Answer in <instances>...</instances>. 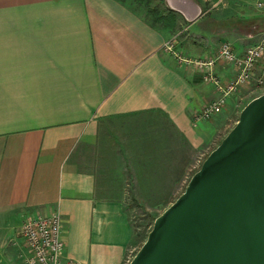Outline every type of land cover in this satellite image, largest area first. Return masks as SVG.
Segmentation results:
<instances>
[{"label": "crops", "instance_id": "0c3cea01", "mask_svg": "<svg viewBox=\"0 0 264 264\" xmlns=\"http://www.w3.org/2000/svg\"><path fill=\"white\" fill-rule=\"evenodd\" d=\"M223 1L161 0V20L151 22L122 0H0V264L21 260L26 217L54 212L63 262L128 263L134 233L120 176L136 174L140 159L144 173L159 154L157 162L179 160L186 140L195 148L219 132L218 114L193 120L213 86L164 45L185 28L176 52L214 54L218 31L198 21ZM236 1L244 0L223 2V12L251 29L264 23L257 0L247 17ZM215 71L235 74L222 62Z\"/></svg>", "mask_w": 264, "mask_h": 264}, {"label": "water", "instance_id": "95a60500", "mask_svg": "<svg viewBox=\"0 0 264 264\" xmlns=\"http://www.w3.org/2000/svg\"><path fill=\"white\" fill-rule=\"evenodd\" d=\"M127 264H264V93L244 105Z\"/></svg>", "mask_w": 264, "mask_h": 264}, {"label": "rangeland", "instance_id": "374dc122", "mask_svg": "<svg viewBox=\"0 0 264 264\" xmlns=\"http://www.w3.org/2000/svg\"><path fill=\"white\" fill-rule=\"evenodd\" d=\"M122 1L133 7L135 10L141 13V15L149 18L151 22H157V20L161 18V12L165 10L161 0ZM223 2L227 3L228 0H224ZM223 2L220 5L218 11L220 13L216 12L214 16L212 14H205L198 21L201 27H205L212 32L218 31V36L215 40H213L214 43H218L217 45L219 46L221 42L227 41L236 49V47L234 46L235 41L248 43L245 45L248 46L264 39V23L253 26V28L251 29V25L249 26V23L245 21L247 19L238 20L234 17L235 14L232 13V11L223 12ZM230 4L235 9L240 8L241 10L250 11H245L244 17L252 14L251 11H255L251 7L253 6L251 0L250 4L247 3V0H244L243 2H230ZM259 13L262 14L261 12ZM215 18H218L221 21H213ZM257 30L259 31V33L255 34V31ZM184 32H186V29L182 28L181 33L173 34L175 36L170 37L168 40L171 41V39H174L175 41H177L179 35L184 34ZM242 38H246V40H243ZM210 39H212V37ZM173 48L175 49V47ZM174 52L176 51L174 50ZM262 93H264V86L257 88L254 86V84L248 83L240 86L239 89L235 92L234 97H228L225 106L223 107L221 112L218 113L217 119L219 124V132L212 138L214 142L203 144L202 146L194 148L190 145L188 140H186L184 152L182 153V151L180 150V153H174L176 156L179 155V160H170L171 158H164V160H159V162H157L160 154L158 155L153 164L154 166L156 165V162L160 164V167L158 168L161 169L160 171L154 169V166H151L153 168L150 167L147 170V173H144L146 169L143 168L144 166L142 167V165L147 162V159H140L138 160L137 169L135 167L134 170V168L132 169L131 167L132 171L137 170L136 174L130 175L127 173H123L120 176V178H122L123 180V184L125 185V206L129 213L131 224L133 226L134 235L132 246L134 247V252L137 251V249L146 239L147 233L151 229L154 219L184 191L189 179L194 174V172L199 169L202 161L205 159L208 153L219 144L221 139L233 127L238 119L239 112L244 107V105L252 98ZM195 115H193V120L196 119ZM124 162L125 164H127V168H130L129 166L131 164V160L125 159ZM127 170L128 169L125 168L123 169V172H127ZM24 247L25 252L22 255L21 260L14 258V260L12 259L13 261L7 263L5 262L3 264H20V261L21 264H25L28 248L25 239Z\"/></svg>", "mask_w": 264, "mask_h": 264}, {"label": "built area", "instance_id": "2783aa9c", "mask_svg": "<svg viewBox=\"0 0 264 264\" xmlns=\"http://www.w3.org/2000/svg\"><path fill=\"white\" fill-rule=\"evenodd\" d=\"M255 7L264 14V0H257ZM264 37V36H263ZM175 40L167 41L164 49L175 54L178 62L192 64L202 73V80L210 83L216 93L197 113L195 120L209 119L221 112L227 98L244 84L264 86V39L237 52L227 41L218 46L216 52L209 56L190 59L174 52ZM232 65L235 74L228 80L222 79L215 71L217 63ZM21 236L27 245L25 264H84L74 260L63 262L64 241L62 239V218L58 212L48 215H31L21 225Z\"/></svg>", "mask_w": 264, "mask_h": 264}]
</instances>
